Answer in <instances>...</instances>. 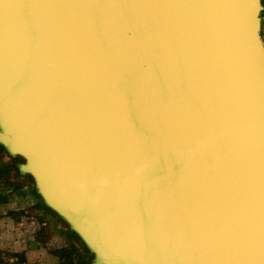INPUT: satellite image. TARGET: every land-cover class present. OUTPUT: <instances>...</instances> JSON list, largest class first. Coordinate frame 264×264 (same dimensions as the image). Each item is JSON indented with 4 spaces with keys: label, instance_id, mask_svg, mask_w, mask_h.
<instances>
[{
    "label": "water",
    "instance_id": "1",
    "mask_svg": "<svg viewBox=\"0 0 264 264\" xmlns=\"http://www.w3.org/2000/svg\"><path fill=\"white\" fill-rule=\"evenodd\" d=\"M261 0H0V144L93 264H264Z\"/></svg>",
    "mask_w": 264,
    "mask_h": 264
},
{
    "label": "rangeland",
    "instance_id": "2",
    "mask_svg": "<svg viewBox=\"0 0 264 264\" xmlns=\"http://www.w3.org/2000/svg\"><path fill=\"white\" fill-rule=\"evenodd\" d=\"M261 2L263 10L260 32L264 41V0ZM23 163L22 157L9 154L0 144V201L3 203L11 199L9 204L11 208H16L14 212L18 215L17 219L23 221V216H26L32 218L31 222L34 223V227L25 222L8 226L10 233H0V264H93V254L70 230L67 223L52 211L46 212L35 186L34 205L32 208L28 206V213L21 211L27 206L22 205V201L18 202L16 197L14 199V194L25 190V187L29 188L31 184L34 185L31 176L23 175L18 170V166ZM0 212V222H4L3 206H0ZM14 241L22 246L27 243L33 254L29 260L24 252L13 251Z\"/></svg>",
    "mask_w": 264,
    "mask_h": 264
},
{
    "label": "crops",
    "instance_id": "3",
    "mask_svg": "<svg viewBox=\"0 0 264 264\" xmlns=\"http://www.w3.org/2000/svg\"><path fill=\"white\" fill-rule=\"evenodd\" d=\"M23 175H27V174H23ZM29 177H30V175H29ZM31 179H32V177H31ZM33 186L34 185L31 184L29 186V188L25 187L26 188L25 190H20L19 192L14 194V199L16 197L18 202L22 201V205L27 206V207H25L26 210L25 209L21 210V211H23L25 213H28L27 212L28 206H29V208H32V206L34 205V200L35 199H34V193H33ZM10 202H11V199H9L7 202H3V203H1V201H0V206H3V209L5 210V212H3V215L5 216V217L3 216V218L5 220H4V222H0V233L1 234L2 233L3 234L10 233L9 232L10 230L8 229V226L9 227H13V225L22 224V222H23V224L25 222L27 225L31 223L33 225V227H34V223L31 222L32 218H28L26 216L25 217L23 216V221H20L21 219L20 220L17 219L18 215H17V213L14 212V211H16V208H14V207L11 208V206L9 204ZM43 204H44V202H43ZM45 210H46V212L52 211L46 205H45ZM53 213H55V212H53ZM13 251H15V252H17V251L24 252L28 260L33 255L32 252L30 251V249L28 248L27 243H25V245L22 246L21 243H19V242L15 243V241H14Z\"/></svg>",
    "mask_w": 264,
    "mask_h": 264
}]
</instances>
